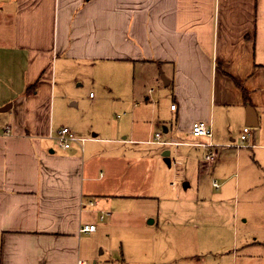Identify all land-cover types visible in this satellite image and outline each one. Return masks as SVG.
<instances>
[{
	"label": "crops",
	"instance_id": "obj_1",
	"mask_svg": "<svg viewBox=\"0 0 264 264\" xmlns=\"http://www.w3.org/2000/svg\"><path fill=\"white\" fill-rule=\"evenodd\" d=\"M85 74L108 91L105 97L90 92L93 101L122 105L142 98L141 105H134V117H156L145 108L167 95L171 119L162 122L168 124L163 132L169 137L161 139L181 144L162 151L174 146L173 161L182 154L194 163V155L204 160L208 152L194 143L210 141L215 158L201 165L220 168L228 187L221 191L216 178L211 187L218 202L225 200L227 191L234 195L230 218L264 201V191H254L264 186V0H0V107L11 104L0 111V264H77L79 259L90 264L96 239L110 232L112 222L123 214L115 202L123 207L126 198H145L138 193L139 183L153 180L147 165L139 183L130 184L135 194H127L128 159L119 149L124 136L120 140L109 131L112 138H95L96 133L89 137L72 123L66 127L79 141L63 148L54 139L64 127L54 124L62 83ZM151 85L161 93L153 96ZM249 108L257 124L249 126L246 145L238 149L232 144L248 126ZM158 115L167 117L161 111ZM196 121L210 126V137L190 134ZM147 123L142 135H150L152 122ZM233 133H239L237 139ZM109 141L112 145L102 154L94 152L92 144ZM128 141L153 143L142 136ZM146 153L141 155L149 157ZM197 164L201 172L200 161ZM199 175L208 179L204 171ZM198 187L190 192H199ZM190 188L183 180V192ZM92 198L95 203L89 206ZM221 215L222 210L218 218ZM145 220L127 251L111 244L103 248L104 258L93 263H230L229 248L214 245L212 250L208 245L194 252L188 242L192 233L197 244L211 241L210 235L219 239L223 229L218 221L198 232L197 226L169 222L156 231L146 227ZM86 224H94L95 230L82 231ZM245 245L250 244L241 247ZM232 252L230 264H237Z\"/></svg>",
	"mask_w": 264,
	"mask_h": 264
},
{
	"label": "rangeland",
	"instance_id": "obj_2",
	"mask_svg": "<svg viewBox=\"0 0 264 264\" xmlns=\"http://www.w3.org/2000/svg\"><path fill=\"white\" fill-rule=\"evenodd\" d=\"M69 81L70 83H62L63 89L59 93L60 100L56 101L54 124L57 127H61L76 123V127L86 130L83 135H89V137H92V133H96L98 135L95 138H112V135L107 133L109 131H113L115 137H119L120 140L124 136L126 139L120 141L119 149L125 151L126 158L129 160H127L125 169V181L128 183L127 189L129 190L127 194H135V189H132L130 184H133V182L138 184V180L142 179L143 174L141 173L144 172V165L151 168L153 176V180L149 178L145 182L139 183L142 187L138 194H143L145 198H126L123 207H119L118 203L115 202V205L123 214L118 217L117 223L112 222L115 224L110 226V232H104V237L96 239L92 251L95 258L90 259V264H95L93 261L97 258L102 260L104 258L101 253L103 248L111 244L114 246L115 244L121 245L122 250L127 251L139 235L138 232L145 220L143 219L144 214H148L145 226L152 229L155 228L156 231L162 228L163 224L170 223L171 225H182L189 228L197 226L199 227L198 232H201L202 228L207 231L209 227L215 226L218 221L223 229L221 237L215 239L214 235H210L211 241L204 243L205 240H203V243L197 244L195 242L197 237L195 233H192L188 240V242H191L192 251L198 252L202 248L209 247L208 245H210L212 250H216L214 245H221L229 248L230 252L228 255L226 252V257L230 263L233 250L237 257V264H264V201L254 203L246 214H236L235 218H230L235 210L236 201L234 195L227 191L225 200L218 202L214 198L216 191L211 187L213 178L220 182L221 191L228 187V184L224 185L227 181H223L222 174L219 173V167L211 165L202 167L201 162L204 163L206 161L195 159L196 155L192 157L194 158V163L190 157L182 154L176 156L173 161L172 152L175 148L174 146L167 147L171 151L169 155L171 164L167 165L162 156L164 145H155L156 143H152L153 145L134 144L128 141L141 136L142 139L151 138L152 140V136L156 132L160 133L163 139L169 137V133L163 132V126L168 124L166 125L162 122L164 120L166 123L171 119L167 110L169 108L167 95L162 99V102L160 100L159 104L154 102L153 106L150 105L145 108L147 114L155 113L159 116L158 113L161 111L167 117H151L149 115L148 117H134L138 111L134 105L136 103L141 105L138 102H141L142 98H134L133 101L127 100L122 105L106 99L93 101L89 98L90 92L92 96L103 94L105 97L108 91L96 87V84H92V78L88 74L80 77V79L78 78L76 81ZM151 86L156 91H154L153 96L161 93L159 88L156 90L154 85ZM129 88H132V86L129 85ZM71 102H75V105H72ZM139 118H142L144 124L140 122ZM147 121L152 122L150 135H142L145 125H148ZM238 136L239 133H233V138L237 139ZM52 143L54 144L55 140ZM104 143L107 144H92L97 155L102 154L106 147L112 145L110 143H113V141ZM232 145H239L238 149H240L246 143H240L237 140ZM183 149L186 148H180L182 151ZM144 151L147 152L146 154L149 157L141 155ZM197 161H200L199 169L207 174L208 179L199 175L201 172L197 169ZM183 180L190 184L191 188L187 192H183ZM197 183L199 192H190L191 189H195L198 186ZM263 187L256 186L254 188L257 195L263 193ZM203 194H208L209 198L204 197L205 195ZM196 197L198 200H195ZM202 197L206 199L202 200ZM240 197L238 198L239 203L242 200ZM220 210L224 211V215L218 218L217 214ZM105 211L108 210L105 209ZM89 213L92 215V222L98 227V232H101L102 228L99 225L97 214L94 210L89 211ZM157 216L159 217L158 222L156 221ZM169 217L170 219H168ZM151 219H155V222L147 223ZM222 221L224 224H221ZM194 232H197L196 229ZM243 242L250 245L241 247ZM251 242L255 243L251 244ZM212 258L209 257V259Z\"/></svg>",
	"mask_w": 264,
	"mask_h": 264
},
{
	"label": "built area",
	"instance_id": "obj_3",
	"mask_svg": "<svg viewBox=\"0 0 264 264\" xmlns=\"http://www.w3.org/2000/svg\"><path fill=\"white\" fill-rule=\"evenodd\" d=\"M149 90L151 91V88H149ZM171 109H174V105L170 106ZM250 127L249 126H244L241 130L240 136H239V142L240 143H246L248 140V137L250 135ZM6 133H8V129H6L5 131ZM190 134L194 137H210L211 136V128L210 126L203 122V121H196L192 124L191 129H190ZM54 139L56 140V142L63 148H68L72 142H77L79 141V139L72 133V131L70 130V128L64 126L61 127L55 134ZM153 143H157L160 145H164V146H168V145H178L181 144L180 141H165L161 139V134L160 133H155L154 134V138L152 139ZM196 145H199L203 148L208 149V152L205 154L204 156V160L206 162H210L215 158V152L209 150L212 147V143L209 142H196L194 143ZM235 147H239V145H235ZM213 186L215 188H218V184L216 183V181H213ZM94 200L93 198L88 202L89 206H93L94 205ZM103 216L101 215L99 217V219H102ZM96 228V226L94 224H86L82 226V231L84 232H91L94 231ZM77 264H87V262L85 260L79 259L77 261Z\"/></svg>",
	"mask_w": 264,
	"mask_h": 264
},
{
	"label": "water",
	"instance_id": "obj_4",
	"mask_svg": "<svg viewBox=\"0 0 264 264\" xmlns=\"http://www.w3.org/2000/svg\"><path fill=\"white\" fill-rule=\"evenodd\" d=\"M10 105L11 104L8 103V104L0 107V111L6 110L7 108L10 107ZM245 124L248 125V126H255L257 124V118H256V115H255V112L251 108L247 109L246 123ZM169 154H170L169 149H165V150L162 151V156H163L164 161L166 162L167 165H170L171 164V160L169 158Z\"/></svg>",
	"mask_w": 264,
	"mask_h": 264
},
{
	"label": "trees",
	"instance_id": "obj_5",
	"mask_svg": "<svg viewBox=\"0 0 264 264\" xmlns=\"http://www.w3.org/2000/svg\"><path fill=\"white\" fill-rule=\"evenodd\" d=\"M33 90H34V88H33ZM33 90H32V91H33Z\"/></svg>",
	"mask_w": 264,
	"mask_h": 264
}]
</instances>
